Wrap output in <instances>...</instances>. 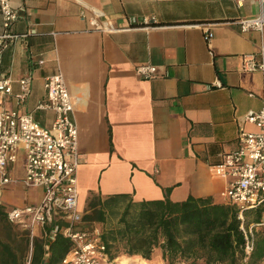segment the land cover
<instances>
[{
    "label": "crops",
    "instance_id": "obj_1",
    "mask_svg": "<svg viewBox=\"0 0 264 264\" xmlns=\"http://www.w3.org/2000/svg\"><path fill=\"white\" fill-rule=\"evenodd\" d=\"M12 5L20 16L10 30L22 36L6 39L0 48V74L13 80L6 105L32 112L51 127L54 111L37 105L47 97L46 77L63 74L79 131L83 215L93 197L103 201L116 194L134 201L169 194L174 201L195 195L229 202L224 191L230 178L214 175L211 166L239 149L241 129L256 130L246 115L263 106V75L245 71L243 57L264 53V29L243 31L237 20L264 15V0H12ZM93 16L107 29L93 27ZM140 65L156 66L158 75L143 77ZM28 73L31 93L20 108L19 79ZM33 188L36 205L43 189ZM85 224L89 231L103 226ZM29 230L31 238H44L39 224ZM31 255L32 247L26 262ZM124 256L117 261L122 264ZM135 256L142 257L127 256V264H136ZM145 260L167 264L160 247Z\"/></svg>",
    "mask_w": 264,
    "mask_h": 264
},
{
    "label": "built area",
    "instance_id": "obj_2",
    "mask_svg": "<svg viewBox=\"0 0 264 264\" xmlns=\"http://www.w3.org/2000/svg\"><path fill=\"white\" fill-rule=\"evenodd\" d=\"M19 16L12 0H0L4 27L0 34V48L6 39L22 36L10 30ZM90 22L96 29H107L97 16L91 17ZM237 22L243 31L264 29V15L240 18ZM243 69L260 71L264 83V53L244 55ZM137 71L145 78L158 75L157 67L153 65H140ZM32 80L30 73L19 79L16 104L20 108L30 96ZM12 84L9 75L0 74V188L17 181L10 175V168L17 161L21 147L27 152L22 182L28 188H42L43 194L36 205L8 211L9 219L28 229L34 223L39 224L46 240L53 239L58 232L69 237L73 245L62 260L63 264H121L116 258H110L99 229H78L83 220L77 177L81 163L79 131L71 118L73 100L63 74L46 77L47 97L37 105L38 109L54 111L51 127L42 125L32 112L7 107L5 100L13 95ZM246 120L253 123L256 130L241 129L239 149L211 166L214 175L230 178L224 195L229 202L240 207L241 213L264 198V102L259 110L249 111ZM252 249L253 242L248 240L246 251L249 253ZM26 264H30V259Z\"/></svg>",
    "mask_w": 264,
    "mask_h": 264
},
{
    "label": "trees",
    "instance_id": "obj_3",
    "mask_svg": "<svg viewBox=\"0 0 264 264\" xmlns=\"http://www.w3.org/2000/svg\"><path fill=\"white\" fill-rule=\"evenodd\" d=\"M117 214V224L107 226L108 216ZM95 221L103 224L101 238L111 259H150L160 247L167 264H264V198L241 213L237 204L211 196L189 195L180 201L169 194L142 201L125 194L103 201L93 197L78 229L90 230L85 223ZM17 225L0 203V234L5 237H0V264H25L30 247V264H63L73 245L69 237L58 232L49 240L31 238L29 229ZM248 240L253 242L249 253Z\"/></svg>",
    "mask_w": 264,
    "mask_h": 264
},
{
    "label": "rangeland",
    "instance_id": "obj_4",
    "mask_svg": "<svg viewBox=\"0 0 264 264\" xmlns=\"http://www.w3.org/2000/svg\"><path fill=\"white\" fill-rule=\"evenodd\" d=\"M17 161L10 168V175L17 179L5 187L0 188V203L4 204L8 211L13 209H24L27 205L32 204L36 198L34 188H28L23 182L22 177L25 173L27 152L24 148L18 149ZM119 215H110L107 226H115ZM103 227V226H102ZM0 237L5 238L0 234Z\"/></svg>",
    "mask_w": 264,
    "mask_h": 264
},
{
    "label": "bare ground",
    "instance_id": "obj_5",
    "mask_svg": "<svg viewBox=\"0 0 264 264\" xmlns=\"http://www.w3.org/2000/svg\"><path fill=\"white\" fill-rule=\"evenodd\" d=\"M134 258H135L136 264H147V261L140 256H135ZM129 261H131V259H129L127 256H124L122 264H127Z\"/></svg>",
    "mask_w": 264,
    "mask_h": 264
}]
</instances>
